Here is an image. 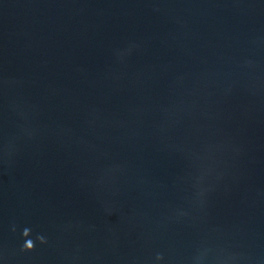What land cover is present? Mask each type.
Returning <instances> with one entry per match:
<instances>
[{
    "label": "water",
    "instance_id": "1",
    "mask_svg": "<svg viewBox=\"0 0 264 264\" xmlns=\"http://www.w3.org/2000/svg\"><path fill=\"white\" fill-rule=\"evenodd\" d=\"M0 264H264V0H0Z\"/></svg>",
    "mask_w": 264,
    "mask_h": 264
}]
</instances>
